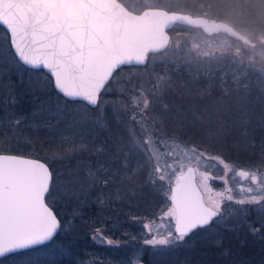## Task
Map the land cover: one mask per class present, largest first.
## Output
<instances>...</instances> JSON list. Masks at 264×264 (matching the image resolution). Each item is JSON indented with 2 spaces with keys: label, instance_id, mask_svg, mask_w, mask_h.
Segmentation results:
<instances>
[{
  "label": "snow or ice",
  "instance_id": "1",
  "mask_svg": "<svg viewBox=\"0 0 264 264\" xmlns=\"http://www.w3.org/2000/svg\"><path fill=\"white\" fill-rule=\"evenodd\" d=\"M22 2L30 0H0V48L6 46L11 57L8 63L0 60V69H8L0 76L15 78L0 83V264H57L56 257L70 253L77 242L76 221L84 216L80 194L87 202L95 193L93 203L103 207L136 197L140 181L161 201L143 218L128 213L140 225L146 248L168 255L213 226L230 231L231 222L233 234L243 225L246 238L259 240L264 264V99L255 97L257 112L256 104L226 87L210 103L185 106L166 103L165 97L173 90L187 92V84L153 78L150 87L141 80L131 89L118 88L121 68L131 63L127 58L79 38L61 13L25 12ZM26 84L27 93L44 97L30 116L18 110V90ZM109 114L124 135L100 144L89 141L94 132L110 127ZM61 123L64 128H58ZM254 124L262 133L259 151L241 161L228 150L225 137L255 147ZM42 127L57 137L47 155L22 152L19 144L32 143L25 132ZM82 155L102 159L66 172L54 167ZM66 198L75 206L64 203ZM257 205L252 216L247 209ZM226 206L236 211L225 217ZM97 223H82L92 241L118 247L110 238L114 233ZM215 242L219 247L223 240ZM142 260V255L130 257L128 264Z\"/></svg>",
  "mask_w": 264,
  "mask_h": 264
},
{
  "label": "trees",
  "instance_id": "2",
  "mask_svg": "<svg viewBox=\"0 0 264 264\" xmlns=\"http://www.w3.org/2000/svg\"><path fill=\"white\" fill-rule=\"evenodd\" d=\"M125 3V0H122ZM229 1L223 0H178L176 6L182 8V11L191 12L194 14H203L205 16L223 19L230 22L232 25L236 24L233 20H230L231 13L226 9H230ZM237 4H235L236 10H241V18H250L251 21L264 24L263 16H257L255 12V0H236ZM257 1V0H256ZM264 0H260V4L263 3ZM231 2V1H230ZM234 2V1H233ZM127 5V4H126ZM167 5V4H166ZM164 3L160 4L159 7H164L168 9L178 10L174 7H165ZM173 5V4H172ZM128 6V5H127ZM234 8V9H235ZM240 11V12H241ZM254 11V12H253ZM238 12V11H236ZM253 12V13H252ZM257 17H255L254 16ZM237 16V15H236ZM233 22V23H232ZM236 27V25H234ZM189 30V27L183 24H177L174 27H171L170 32L172 34V38L170 44L165 48L157 52H152L149 55V59L145 64L138 65H127L121 68L119 74H124L127 72H134V70H147L154 69L155 71L161 72H169L170 80L174 86H180L187 84L188 91L183 92L182 90H173L169 92L167 97L165 98V102L169 104H179L181 106H185L189 103L194 104H207L210 103L214 99H218L221 95L220 89L221 87H226L229 91H231L234 95H242L246 94L248 91L254 90L253 92L257 94L263 93L264 89L260 86V84H256L253 82V86L245 85L244 82L241 83H233L230 76H223L221 73L223 71V67H229L228 61L229 57L220 58V65L216 63L212 64V70L215 71L216 75H210L209 77H197L191 75L190 71L187 70V65L185 63H181L177 65V62H173L170 60L167 61L166 64L160 63L157 64L154 68H150L149 60L153 56H168L167 52L169 50V46H171L173 42L174 35H182L186 34ZM185 51V48H182ZM222 55V53H221ZM186 58L183 56L181 59ZM12 76V75H11ZM190 76H193V79L190 82ZM226 77V78H224ZM129 83V79L125 78L124 80ZM15 82V78L6 79L2 77L0 79V83L2 84H10ZM28 83L31 84L30 81ZM192 85L189 87L188 84ZM129 86V84H128ZM28 84L25 85V88L18 90V95L20 97V102L18 105V110L25 114L31 115L34 112V105H36L40 100H43L44 97L40 93H27L26 89ZM254 88V89H253ZM238 90V91H237ZM252 93V92H251ZM39 94L40 97H34V95ZM4 92L3 89L0 88V100L3 99ZM34 97V98H33ZM200 97H203L202 99ZM248 98L250 101H253L248 94ZM260 103V102H258ZM2 106V105H0ZM226 144L228 146V150L232 151L234 155L238 156L242 161L244 158L249 157L251 155L250 151L243 150L239 144L236 143V139L231 136L225 137ZM22 152H26V148H20ZM84 163V162H83ZM145 187V186H144ZM139 188L136 197L128 198L125 197L121 200H114L110 203V205L101 207L97 203H93L95 200V193L91 196H87V202H85V196L81 193V201L80 203L83 205V220L76 221V240L77 242L73 246V250L68 253V255H60L57 256V264H127V262H113V256L109 258L108 252L104 249L102 252V258L100 260L94 259V254L91 249L95 246L94 242L90 238L89 231L82 227L83 222L92 223L94 221H98L96 226H105V228L112 233L111 237L116 238L123 235V233L127 232L128 234L132 231L133 228L139 227V224L133 222L132 216L128 215L129 211H132L133 215H137L139 217H144L149 210L151 209V201H153V191L148 187ZM64 203H72L75 206L74 201H70L67 198L64 200ZM62 212H69L71 208L69 207H61ZM136 224V227L134 226ZM234 227V226H233ZM233 227H227L230 231H225L223 228L222 233H218L215 238H203L194 240L190 245H185L178 250L171 252V254H158L151 253L149 251H145L143 254V264H251L252 261H256V264H260V254L262 251V246L258 239H254L251 237L246 238V231L243 229V225L236 226L234 228L235 234H233ZM106 235L108 232L105 233ZM123 238H129L128 236H124ZM222 239L223 243L221 246H216V240ZM247 243V248H242L241 244ZM102 248V247H101ZM255 249L253 253L251 250ZM92 251V252H91ZM152 254V255H151ZM88 258H91V262H86ZM109 258V260H107ZM117 259V256H114Z\"/></svg>",
  "mask_w": 264,
  "mask_h": 264
},
{
  "label": "rangeland",
  "instance_id": "3",
  "mask_svg": "<svg viewBox=\"0 0 264 264\" xmlns=\"http://www.w3.org/2000/svg\"><path fill=\"white\" fill-rule=\"evenodd\" d=\"M230 1H229L230 9L229 10L226 9L228 12L231 13L230 20H233L234 23H236L234 24L236 25V28L241 30L242 33L244 32L246 35H248L252 40L256 42V44L250 45L244 43L243 41L236 39L233 36L232 37L228 36V34L226 33H222V34L216 33L209 35L200 28L189 27V30L186 34L173 36V42L171 46H169V50L167 52L168 56L166 57H164L165 55L153 56L149 60V65H150L149 67L154 68L155 66H157L158 63H160L161 65L162 63L166 64V62L171 59L173 62H177V65L181 63L182 64L185 63L187 65V70L190 71V73L195 71L191 75L195 76L194 74H196V76L199 78L200 77L205 78V77H209L210 75L214 76L217 74L215 71L212 70L213 63H216L219 67L220 65H222V63H220L221 60L220 58L229 57L230 58V60L228 61L229 67L226 66L223 67L224 69L221 73L223 76H230L231 80L235 84L244 82L245 85L251 84L253 86V82H255L256 84H260V86L264 89V24L251 21L250 18H245V16L244 18H241L240 16L242 11L240 10L241 11L240 12L235 8L236 7L235 4H237V1L236 0H230ZM177 2L178 0H125V3L128 5L129 9H132L134 11L142 10L145 7H154V6L157 7L163 3L165 5L167 4L165 7H174L175 9L182 11L181 10L182 8L176 6ZM255 9L257 10V12H255L256 15L258 17L263 16L264 19V5L263 3L260 4V0L257 1L255 0ZM0 38H2V33H0ZM182 48H185V51H183ZM183 56H186V58L181 59ZM10 59L11 57L8 55L7 47L5 46L3 48H0V60H3L5 63H8ZM0 72H8V69L6 68L0 69ZM11 75H12L11 73H8V76H0V79L2 77L9 79V76ZM193 76H190V82L193 79H195ZM125 78L129 79V83L126 84V82L124 81ZM153 78H156L160 82H164L170 80V74L169 72L163 73L161 71H155L154 69L141 70L139 72L138 70H134V72L118 74L119 83L117 87L126 90L131 89L133 84L139 83L141 80H143L146 83L148 82L146 86L150 87L152 83L151 80ZM30 82L33 85V89H34L35 83L33 81ZM191 85H192L191 83L188 84L189 87ZM253 91L254 90H251L250 92L248 91L246 94H243V97L249 99L248 94L251 97L253 96V98H251L253 101L250 102L257 105L256 111L258 112L259 111L258 102H260V100L255 97L259 96L262 99H264V94L262 92L261 93L257 92L256 94ZM131 95H134V93L128 94V96ZM37 96L40 97L41 95L39 94L34 95V97ZM128 96H125L123 98L125 99V103L130 106ZM108 98L113 99L114 97H108ZM41 101L42 100H40V102H38L36 105H39ZM36 110L37 109L34 107V111ZM111 111L112 109H109V113H111ZM25 115L28 114L25 113ZM258 118L259 117L257 116L255 119L258 120ZM50 123L52 125L57 124L55 120L50 121ZM108 123L110 124V127L102 131L94 132L92 136L88 137V140L93 143L100 144L103 141L109 140V138H114L116 135H124V129L117 126V124L113 121L110 114H109ZM253 127L255 128V139L252 141V143L255 145V147H249L248 143L239 144V146L243 150H247V152L250 151L251 155L254 152L259 151L260 137L262 135L261 130L259 129V127H257L256 124H254ZM58 128H64V124L62 123L59 124ZM25 137L31 140L32 143L30 145H26L25 143L22 142L21 144L18 145V147L22 149L26 148L27 149L26 152L36 153V155L39 157H44L45 155H47L45 149H47L50 142L57 139L56 135L53 134V131L46 127H42L36 131H26ZM93 137H95V139H93ZM125 142H127V138H125ZM247 158L248 157L244 158L243 160H246ZM96 159H102V157L82 155V156H77L72 160H65L63 161V163H58L54 167H56L61 172H66L69 169L77 168V165L82 164L83 162H87L89 160H96ZM139 183L141 184V187H144L143 181H140ZM153 195L154 197H153V201L150 202L151 209L149 210V212L156 211L158 209V206L161 204L159 197L154 194V191H153ZM259 207L260 206L257 205L247 210L251 213L252 216H256L257 212L255 209ZM235 211L236 208L231 206H226L224 210L225 217H228L231 213ZM232 218L236 219V217H232ZM134 226L136 227V224H134ZM227 227H233V224L229 222L227 224ZM223 228H225L224 225H221L219 227L213 226V228L207 232L198 233L196 236L192 237V239L188 242L187 246L197 239L215 238L218 233H222ZM128 232H130L129 238H123V235L116 238L110 236V238L117 240L119 242L118 247L106 246V245L102 246L98 243H94L95 247L91 249L94 254V259L100 260L102 258V253H103L102 251L104 249L108 252L107 254H109L108 255L109 258L113 256V259L111 261L113 262L121 261L124 263L126 261L127 264H128V259L130 257H136L139 255L143 256L145 251H149L151 253H157L156 250H154L153 248L150 247L146 248L143 245L141 239L142 233H141L140 225L138 228L137 227L136 229L133 228L132 231L130 230ZM138 249L139 252L137 251ZM114 256H117V259H115ZM109 258H107V260H109ZM56 259L58 260V257H56ZM85 261L91 262L94 260L88 258Z\"/></svg>",
  "mask_w": 264,
  "mask_h": 264
},
{
  "label": "water",
  "instance_id": "4",
  "mask_svg": "<svg viewBox=\"0 0 264 264\" xmlns=\"http://www.w3.org/2000/svg\"><path fill=\"white\" fill-rule=\"evenodd\" d=\"M22 7L25 12L39 8L61 13L79 38L95 40L127 58L129 65L145 64L150 53L165 49L171 42L170 29L177 24L200 28L209 35L226 33L250 45L256 44L223 19L159 6L134 11L122 0H30L22 2Z\"/></svg>",
  "mask_w": 264,
  "mask_h": 264
},
{
  "label": "flooded vegetation",
  "instance_id": "5",
  "mask_svg": "<svg viewBox=\"0 0 264 264\" xmlns=\"http://www.w3.org/2000/svg\"><path fill=\"white\" fill-rule=\"evenodd\" d=\"M240 40V39H239ZM242 41V40H241ZM244 43H246V42H244ZM248 44V43H247Z\"/></svg>",
  "mask_w": 264,
  "mask_h": 264
}]
</instances>
